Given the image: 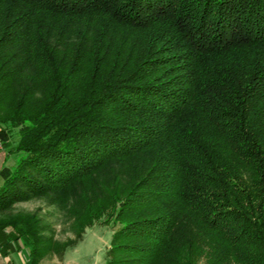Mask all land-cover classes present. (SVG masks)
<instances>
[{
    "label": "trees",
    "instance_id": "trees-1",
    "mask_svg": "<svg viewBox=\"0 0 264 264\" xmlns=\"http://www.w3.org/2000/svg\"><path fill=\"white\" fill-rule=\"evenodd\" d=\"M0 138L6 253L102 221L106 264H264V0H0Z\"/></svg>",
    "mask_w": 264,
    "mask_h": 264
},
{
    "label": "rangeland",
    "instance_id": "rangeland-1",
    "mask_svg": "<svg viewBox=\"0 0 264 264\" xmlns=\"http://www.w3.org/2000/svg\"><path fill=\"white\" fill-rule=\"evenodd\" d=\"M17 140L18 132L15 130L12 137L13 144ZM0 150L6 151L1 138ZM9 154L12 155L6 165L14 167L20 158V154L14 152ZM16 209L37 211L42 219L45 220V223L50 226L52 234L59 240L74 237V232L67 218L55 206L47 204L43 199H33L17 203ZM114 228L112 222L106 224L105 222L99 221L94 226L88 228L83 239L76 246L68 248L63 257L51 252L43 257L38 264H106L107 252L110 248ZM19 242L21 246L17 247V254L19 256L21 254L22 257L20 258L24 260L23 264H31L30 246L25 245L26 241L24 238H21ZM12 247L14 246H10L9 248L14 250ZM0 249L3 253H6L1 247Z\"/></svg>",
    "mask_w": 264,
    "mask_h": 264
},
{
    "label": "crops",
    "instance_id": "crops-1",
    "mask_svg": "<svg viewBox=\"0 0 264 264\" xmlns=\"http://www.w3.org/2000/svg\"><path fill=\"white\" fill-rule=\"evenodd\" d=\"M12 154H7L5 150H0V169L7 164ZM14 155V154H13ZM18 249L10 250L8 253H3L0 249V264H23L24 260H21Z\"/></svg>",
    "mask_w": 264,
    "mask_h": 264
}]
</instances>
